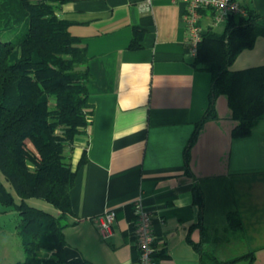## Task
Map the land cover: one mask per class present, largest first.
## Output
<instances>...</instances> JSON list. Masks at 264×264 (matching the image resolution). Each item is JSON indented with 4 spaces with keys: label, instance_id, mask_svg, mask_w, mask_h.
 I'll list each match as a JSON object with an SVG mask.
<instances>
[{
    "label": "crops",
    "instance_id": "0c3cea01",
    "mask_svg": "<svg viewBox=\"0 0 264 264\" xmlns=\"http://www.w3.org/2000/svg\"><path fill=\"white\" fill-rule=\"evenodd\" d=\"M238 1L264 14V0ZM183 10L179 0H152L149 7L146 0H68L56 10L87 49L93 107L86 132L69 147L75 177L63 229L68 259L137 264L138 201L151 213L159 264H201L191 241L202 239V250L227 259L214 245L231 235L250 245L253 264H264V116L248 135L233 137L237 121L228 96L218 94L216 117L202 124L185 166V147L208 107L212 77L191 63ZM135 29L139 47L131 48ZM259 64L264 36L240 51L230 68ZM195 183L203 194L200 219ZM108 208L116 217L111 235L102 238L94 218ZM230 211H238L242 233L225 229Z\"/></svg>",
    "mask_w": 264,
    "mask_h": 264
},
{
    "label": "trees",
    "instance_id": "16d2710c",
    "mask_svg": "<svg viewBox=\"0 0 264 264\" xmlns=\"http://www.w3.org/2000/svg\"><path fill=\"white\" fill-rule=\"evenodd\" d=\"M66 1L0 0V171L19 198L16 201L0 179V204L14 206L19 215L16 231L24 257L16 264H91L81 256L64 255L63 229L69 223V189L75 177L69 147L76 135L86 132L93 114L87 49L69 31L70 22L56 14ZM11 33L15 36H6ZM261 36L264 14L252 10L230 16L219 31L208 27L201 33L191 63L212 78L208 107L185 147L187 169L189 148L199 129L216 117L218 94L228 96L237 121L233 137L248 135L264 116V64L230 68L239 52L252 48ZM138 38L135 29L131 48L139 47ZM85 160L83 155L80 163ZM29 197L46 200L59 214L29 205ZM193 197L200 219L203 194L196 183ZM225 229L242 233L238 211L227 213ZM206 230L202 227L203 238ZM204 240L191 241L201 264H234L241 259L253 264L252 251L218 259L202 250Z\"/></svg>",
    "mask_w": 264,
    "mask_h": 264
},
{
    "label": "built area",
    "instance_id": "2783aa9c",
    "mask_svg": "<svg viewBox=\"0 0 264 264\" xmlns=\"http://www.w3.org/2000/svg\"><path fill=\"white\" fill-rule=\"evenodd\" d=\"M184 3L183 20L187 34V48L191 55H195L201 33L208 27L216 28L224 24L232 15H246L247 9L241 6L238 0H179ZM152 0H146L149 7ZM207 19L202 24L203 18ZM133 225L135 247L138 253L137 264H159L156 254L155 237L152 228L151 213L144 209L138 201L133 202ZM116 214L114 209H105L97 215L96 222L102 238H108L112 233V225Z\"/></svg>",
    "mask_w": 264,
    "mask_h": 264
},
{
    "label": "rangeland",
    "instance_id": "374dc122",
    "mask_svg": "<svg viewBox=\"0 0 264 264\" xmlns=\"http://www.w3.org/2000/svg\"><path fill=\"white\" fill-rule=\"evenodd\" d=\"M222 25L216 27V30H221ZM18 34V33H17ZM9 37H14L15 35L11 33L6 35ZM5 38V36H1ZM0 179L6 188L13 194L16 201L19 198L11 186V184L5 179L2 172L0 171ZM26 202L34 207L40 208L42 210L54 213L55 208L46 200L37 197H29ZM19 222V215L14 206H4L0 204V264H16L19 260H22L24 255L21 250L20 237L16 231V224ZM250 249V245L245 241V239H236L230 237V239H225L222 242L214 245V251L218 257L221 258H232L236 255L247 252ZM234 264H248L246 259H241L236 261Z\"/></svg>",
    "mask_w": 264,
    "mask_h": 264
}]
</instances>
